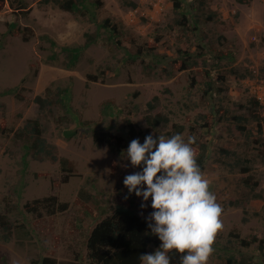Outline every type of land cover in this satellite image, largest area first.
<instances>
[{"label":"rangeland","instance_id":"obj_1","mask_svg":"<svg viewBox=\"0 0 264 264\" xmlns=\"http://www.w3.org/2000/svg\"><path fill=\"white\" fill-rule=\"evenodd\" d=\"M13 1L0 0V217L9 216L13 225L11 242H5L0 230V264H31L45 256L60 263L92 264L85 241L99 221H80L79 193L87 189L112 199L127 175L142 172L143 165L134 168L126 159L134 140L131 130L142 131L137 138L141 144L143 133L158 138L172 131L171 126L152 130L146 122L147 104L156 96L158 107L152 114L169 115L174 124L183 125L186 141L195 136L197 145L192 147L197 157L201 144L207 147L202 172L223 208V229L208 264H225L232 253L264 261L259 250L264 239V0H252L251 5L207 0L204 8L199 0H182L189 19L185 26L176 24L174 0H134L137 9L124 6L123 0H102L98 19L111 18L119 25L123 48L112 52L104 43L94 45L72 70L64 68L63 57L60 62L47 61L52 51L43 36L61 46H77L85 42L86 33L95 32L96 25L41 4L42 0H25V10ZM210 13L214 18L207 20ZM12 24L14 32L6 35ZM25 28L33 33L28 40ZM132 42L159 55L147 58L155 59L147 63L158 66V74L144 72L142 60H131ZM184 59H192L187 69ZM90 74L98 75V81H89ZM49 87L70 88L68 104L75 121L69 126L79 131L78 137L62 138L55 117L43 115L35 102ZM10 89L15 91L5 94ZM108 102L112 106L106 117L102 110ZM39 116L45 137L56 146L57 159H30L25 170L14 133ZM108 130L128 141L120 152L107 143L96 144L93 134ZM63 158L74 166L70 176L62 171ZM239 159L251 161V174L260 181L255 191L244 184L240 168L235 167ZM51 196L69 203L70 209L56 215L42 211L40 216L24 208ZM104 203L112 213L113 204ZM152 211L151 198L137 210L146 218ZM255 237L258 242L248 248L238 242ZM158 248L152 246L150 254Z\"/></svg>","mask_w":264,"mask_h":264},{"label":"trees","instance_id":"obj_2","mask_svg":"<svg viewBox=\"0 0 264 264\" xmlns=\"http://www.w3.org/2000/svg\"><path fill=\"white\" fill-rule=\"evenodd\" d=\"M240 4L251 5L252 0H237ZM175 13L178 14L176 21L177 25L185 26L189 21L188 15L183 12L184 4L182 0H174ZM207 0H199V5L206 7ZM16 8L25 10L28 8V3L25 0H16L12 3ZM41 4L54 5L62 11L72 13L78 18L88 19L96 25L95 32H89L85 34V42L81 45H59L54 39L49 36H43V39L47 40L50 44V50L52 53L48 55V62H60L63 57L62 64L64 68L72 70L81 62L82 57L88 49L92 46L104 43L112 52L123 48V42L119 39L122 37L123 32L120 31L119 25L115 23L111 18L103 20L98 19L100 10L102 9V0H42ZM123 5L134 9L139 7L138 3L134 0H123ZM200 11V9H197ZM203 11V9H201ZM201 12V11H200ZM213 13L207 16V20L214 18ZM196 24L200 23L201 17L197 16ZM16 24H12L9 27L7 34H12ZM19 30H21L19 28ZM27 34L26 40L29 39L28 35H32L30 28H25ZM135 53L130 54L132 61L142 60L144 64V72L147 74H158V66L152 67L147 63V60L153 61L155 59H147L151 57H157L158 54L152 53V48L146 50L144 47L136 46V43L132 42ZM125 49V47H124ZM192 59H184V68H189V64ZM159 63V62H158ZM89 81H98L99 76L90 74L88 75ZM15 90L10 89L5 94H12ZM69 87H58L56 89L49 87L45 96H37L35 102L39 105L42 114L51 113L55 117L56 122L59 125V135L66 139L78 137L79 131L71 128L69 125L74 123L75 119L69 110L68 95L70 94ZM159 97H154L152 101L148 102V114L145 115L146 122L150 129L158 130L160 127H170L166 133V138H171L175 134H183L185 128L183 125L174 124L169 115L155 114L152 112L157 109V103ZM255 105L260 106L259 102L255 100ZM111 102L104 105L102 110L103 115L106 117L110 114ZM46 112V113H45ZM56 113H61L57 116ZM243 120V119H241ZM89 124V123H84ZM132 124V123H130ZM242 132H245L243 127ZM46 128L43 122V117L39 116L35 119H29L23 127L19 128L14 133V144L18 148L22 157V166L25 170L29 167V160H44V158L50 157L57 159L55 156L56 146L49 143L45 137ZM145 137L148 136V133ZM94 140L98 146L107 143L111 149L115 152H120L128 144V141H124L122 137H115L111 130L102 131L101 133H94ZM142 136V131L137 132L135 128L131 130L132 139H137ZM130 137V138H131ZM197 145V143H195ZM206 145L201 144L202 153L197 157V163L201 170L205 166L207 161ZM60 164L63 172H69L68 176L74 172L73 164L66 158L60 159ZM251 161L245 159L243 162L239 159L235 167L240 168L243 174L244 184L255 191L260 181L255 179L251 174L252 167ZM234 167V166H233ZM66 177L68 180L69 177ZM127 197V199H125ZM255 198H263L261 194H255ZM79 205H81V211L79 213V219L81 222H87L89 219H96L97 225L86 237L85 245L87 249V257L92 264H140V256L144 254H150L152 246L160 247L161 241L157 236L153 235L148 228L147 218L138 214V207L143 203L142 197H137L135 193L129 195L127 188L123 183L115 189V196L112 199H106L103 194H93L87 189H82L78 196ZM105 201L113 204V212L107 211ZM29 213H39L42 215V211H46L48 215H56L59 213H65L70 209V204L62 202L57 196H51L43 199H37L34 202L27 203L24 207ZM106 209V214H104ZM259 215V213H257ZM106 215V216H105ZM9 216L0 217V230L4 231L5 242H11L13 236V225L10 223ZM25 233L28 234L26 231ZM235 237L240 238L238 235ZM238 242L244 247H251L254 243L258 242L257 237L252 241L247 239H239ZM259 250L264 254V239L260 240ZM172 258L171 264H179V254L172 252L169 254ZM31 264H82L78 261L62 262L60 263L57 258L52 256H45L41 259L32 260ZM225 264H264V261L258 262L253 256H247L243 254H230L226 258Z\"/></svg>","mask_w":264,"mask_h":264},{"label":"clouds","instance_id":"obj_3","mask_svg":"<svg viewBox=\"0 0 264 264\" xmlns=\"http://www.w3.org/2000/svg\"><path fill=\"white\" fill-rule=\"evenodd\" d=\"M195 142V136L186 141L178 133L148 135L143 144L134 139L128 146L126 159L143 169L127 175L123 184L129 195L143 198L141 209L151 198L148 228L161 241L154 253L140 256V264H171L172 252L179 254V264H208L213 254L223 208L197 163Z\"/></svg>","mask_w":264,"mask_h":264}]
</instances>
